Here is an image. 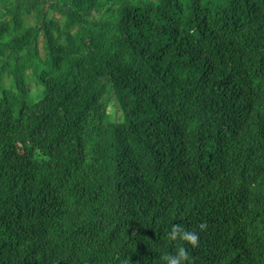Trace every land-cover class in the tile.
I'll list each match as a JSON object with an SVG mask.
<instances>
[{"label":"trees","instance_id":"obj_1","mask_svg":"<svg viewBox=\"0 0 264 264\" xmlns=\"http://www.w3.org/2000/svg\"><path fill=\"white\" fill-rule=\"evenodd\" d=\"M0 96V264H264V0H0Z\"/></svg>","mask_w":264,"mask_h":264},{"label":"clouds","instance_id":"obj_2","mask_svg":"<svg viewBox=\"0 0 264 264\" xmlns=\"http://www.w3.org/2000/svg\"><path fill=\"white\" fill-rule=\"evenodd\" d=\"M207 227V223L203 221L197 225L199 232L205 231ZM199 232L185 229L177 223L171 226V229L167 233V239L171 241H185L192 248H197L199 246ZM161 260L163 264H192L188 249L184 246H179L175 253L164 254Z\"/></svg>","mask_w":264,"mask_h":264},{"label":"rangeland","instance_id":"obj_3","mask_svg":"<svg viewBox=\"0 0 264 264\" xmlns=\"http://www.w3.org/2000/svg\"><path fill=\"white\" fill-rule=\"evenodd\" d=\"M33 84H34V90H37L38 84L36 83V81L33 79ZM1 97V96H0Z\"/></svg>","mask_w":264,"mask_h":264}]
</instances>
